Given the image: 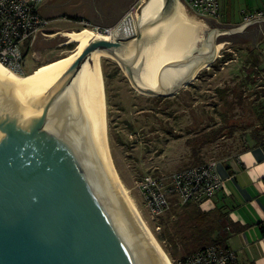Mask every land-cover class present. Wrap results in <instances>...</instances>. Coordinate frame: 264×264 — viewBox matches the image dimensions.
<instances>
[{
  "label": "water",
  "instance_id": "obj_1",
  "mask_svg": "<svg viewBox=\"0 0 264 264\" xmlns=\"http://www.w3.org/2000/svg\"><path fill=\"white\" fill-rule=\"evenodd\" d=\"M134 1L48 0L36 12L108 27ZM135 18L129 13L108 37L89 42V31L39 29L35 60L38 49L85 40L72 58L23 79L0 65V264H169L110 166L101 60H117L141 93L171 97L217 60L218 48L254 47L264 17L225 24L196 15L183 0H143Z\"/></svg>",
  "mask_w": 264,
  "mask_h": 264
},
{
  "label": "rangeland",
  "instance_id": "obj_2",
  "mask_svg": "<svg viewBox=\"0 0 264 264\" xmlns=\"http://www.w3.org/2000/svg\"><path fill=\"white\" fill-rule=\"evenodd\" d=\"M70 45L62 57L76 49V43ZM239 47L224 45L216 66L202 69L193 83L163 100L138 93L118 63L101 60L110 156L171 264L185 257L183 249L192 246L185 241L195 221L172 208L161 219L152 217L137 182L147 174L169 175L198 162L218 163L253 145L252 134L262 126L264 73L250 65L254 56L246 52V46ZM218 89L228 91L220 94ZM213 135L217 139L208 141ZM206 203L192 205L210 212L205 225L213 226L212 238L219 237L223 230L219 211H209ZM160 234L165 241H159Z\"/></svg>",
  "mask_w": 264,
  "mask_h": 264
},
{
  "label": "crops",
  "instance_id": "obj_3",
  "mask_svg": "<svg viewBox=\"0 0 264 264\" xmlns=\"http://www.w3.org/2000/svg\"><path fill=\"white\" fill-rule=\"evenodd\" d=\"M47 1H40L36 10ZM142 1L135 0L119 19L108 27L93 24L88 18L72 13H59L50 17H42L38 14L48 21L44 29L60 28L52 31L44 30L48 35L71 28L73 32L81 31L77 29L82 28L94 31L115 28L129 13L134 12L133 9L136 10ZM261 10H264V0H220V15L214 20L225 24H239L252 19ZM71 43L68 41L38 49L40 60L32 57L31 46L25 47V76L61 58L66 47ZM245 49L254 56L250 65L264 73V34L254 47L248 45ZM59 50L62 52L55 55L57 57L44 59L47 53ZM28 60L31 61L30 65H27ZM27 69L31 71L27 72ZM200 71L194 74L191 83L198 77ZM216 171L224 181V187L205 205L208 206L209 211H219L223 230L218 238L224 246L237 253L240 264H264V144L247 146L237 154L218 161Z\"/></svg>",
  "mask_w": 264,
  "mask_h": 264
},
{
  "label": "built area",
  "instance_id": "obj_4",
  "mask_svg": "<svg viewBox=\"0 0 264 264\" xmlns=\"http://www.w3.org/2000/svg\"><path fill=\"white\" fill-rule=\"evenodd\" d=\"M42 0H0V65L17 76L24 77L25 47L32 46L36 32L48 21L37 12ZM196 14L216 19L220 15V0H183ZM135 11V9H133ZM264 16V10L254 17ZM113 28L96 29L108 37ZM48 35L44 30H40ZM217 162L183 168L169 175L147 174L138 182L146 209L154 218L161 217L172 206L201 205L211 200L224 187L216 171ZM175 264H240L237 253L221 244H211L197 250Z\"/></svg>",
  "mask_w": 264,
  "mask_h": 264
},
{
  "label": "trees",
  "instance_id": "obj_5",
  "mask_svg": "<svg viewBox=\"0 0 264 264\" xmlns=\"http://www.w3.org/2000/svg\"><path fill=\"white\" fill-rule=\"evenodd\" d=\"M223 57H225V55H223ZM217 62L211 64V66H216ZM198 78V77H197ZM228 91V89H218V92L220 94H225ZM159 100H163L165 99V97H156ZM264 111V108H263ZM263 111L261 112V118H262V126L260 129H256L255 132H253L252 134V138H253V145H262L264 144V113ZM208 141L210 140H216L217 137H215V135H213L211 138H207ZM199 164L196 165H200L202 162H198ZM172 211H176L178 209L183 210L182 212L184 214H187L188 217L191 220H194L195 223L192 224V234L190 237H188L187 239L189 241H185L186 244H190L192 246H190V248H188L187 250L183 249L184 252L186 253V255H189L197 250H200L202 248H204L205 246L211 245V244H221L223 245L221 239H219L218 237H211V233L213 232L214 228L211 224L209 225H205L207 223V221L209 220V215L210 212H204L202 211V209H200L199 207L192 205V204H185L183 206H172L171 207ZM170 211H168L167 213L169 214ZM166 213V215H167ZM162 217H160L161 219ZM205 225V226H204ZM165 235L160 234L158 235V239L159 241H165ZM170 239L172 240L173 238L170 235ZM186 240V239H184ZM176 244V243H173ZM185 255V256H186Z\"/></svg>",
  "mask_w": 264,
  "mask_h": 264
},
{
  "label": "bare ground",
  "instance_id": "obj_6",
  "mask_svg": "<svg viewBox=\"0 0 264 264\" xmlns=\"http://www.w3.org/2000/svg\"><path fill=\"white\" fill-rule=\"evenodd\" d=\"M131 15H132L133 20L136 21V18H135V11L132 12ZM86 31H89V32H91V33L93 34V36L87 41V42H89L91 39H93V37H94L97 33H94V32L91 31L90 29H82L81 31L74 32V33H82V32H86ZM97 35H100V34H97ZM84 40H85V37H83V38H82L81 40H79V41H71V42L76 43V49H75L73 52H71L70 54H68V55H66V56H64V57H62V58H59V59H57V60H55V61H53V62H51V63H49V64H47V65H44V66H42V67H40V68H37V70H36L34 73H32L31 75H34L35 73H37V72H38L40 69H42V68H45V67H48V66H50V65H52V64H55V63H58V62H61V61L67 60V59H69V58H72V57L75 55L76 51H77V47H78V46H79ZM223 46H224V45H223ZM223 46L220 47V48H218V49L216 50L217 53H219V51L223 48ZM217 55H219V54H217ZM104 58L111 59L112 61L118 63L117 60H115V59H113V58H111V57H109V56H105ZM118 64H119V63H118ZM206 65H207V64L203 65L202 67H206ZM1 66H2L3 68H5L7 71H9L5 66H3V65H1ZM200 68H201V67H200ZM9 72H10L12 75H14L15 77L20 78V79H23V78H26V77H28V76H31V75H27V76H24V77H20V76H17L16 74L12 73L11 71H9ZM100 76H101V92H102L103 114H104L105 132H106V141H107V155H108V159H109L110 166H111V168H112V170H113L115 176L117 177L118 181H119L120 183H122L121 180H120V178L118 177V174H117V172H116V169H115V167H114V164H113L112 158H111V156H110V152H109L108 136H107V103H106L105 86H104V78H103V73H102L101 63H100ZM137 91H138V90H137ZM138 93H141V92L138 91ZM141 94H143V93H141ZM157 242H158V241H157ZM158 244H159V243H158ZM159 246H160V244H159ZM160 247H161V246H160ZM161 249H162L163 253H164L165 256H166V259H167L168 263L171 264V262H170L168 256L166 255V252L163 250L162 247H161Z\"/></svg>",
  "mask_w": 264,
  "mask_h": 264
},
{
  "label": "flooded vegetation",
  "instance_id": "obj_7",
  "mask_svg": "<svg viewBox=\"0 0 264 264\" xmlns=\"http://www.w3.org/2000/svg\"><path fill=\"white\" fill-rule=\"evenodd\" d=\"M68 46H71V45H68Z\"/></svg>",
  "mask_w": 264,
  "mask_h": 264
}]
</instances>
